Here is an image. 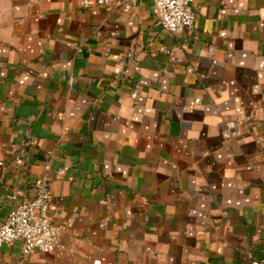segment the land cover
<instances>
[{
	"label": "crops",
	"instance_id": "crops-1",
	"mask_svg": "<svg viewBox=\"0 0 264 264\" xmlns=\"http://www.w3.org/2000/svg\"><path fill=\"white\" fill-rule=\"evenodd\" d=\"M120 1L0 0V215L45 176L63 229L55 253L15 241L0 264H251L264 0H195L179 32Z\"/></svg>",
	"mask_w": 264,
	"mask_h": 264
},
{
	"label": "built area",
	"instance_id": "built-area-1",
	"mask_svg": "<svg viewBox=\"0 0 264 264\" xmlns=\"http://www.w3.org/2000/svg\"><path fill=\"white\" fill-rule=\"evenodd\" d=\"M140 0H121L119 5L125 12L136 8ZM153 14L161 26L172 32L192 28L195 18V0H149ZM111 0H85L86 5L110 4ZM52 151H49L51 154ZM23 193V191H20ZM52 191L47 177L34 180L32 195L21 199L5 216L0 215V253L7 243L21 241L23 257L35 249L55 253L62 247L63 229L50 220ZM89 264H102L95 259ZM251 264H264V250Z\"/></svg>",
	"mask_w": 264,
	"mask_h": 264
}]
</instances>
